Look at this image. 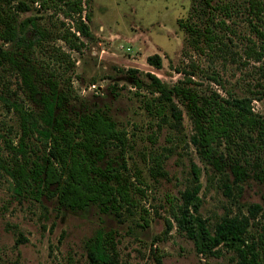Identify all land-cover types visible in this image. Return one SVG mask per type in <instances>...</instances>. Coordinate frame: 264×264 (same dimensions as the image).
I'll use <instances>...</instances> for the list:
<instances>
[{
  "label": "rangeland",
  "instance_id": "rangeland-1",
  "mask_svg": "<svg viewBox=\"0 0 264 264\" xmlns=\"http://www.w3.org/2000/svg\"><path fill=\"white\" fill-rule=\"evenodd\" d=\"M18 1L28 7L18 13L19 19L37 16L38 23L47 24L55 17L52 11L56 0H12V3ZM244 2L211 1L212 6L224 3L229 6L230 17L225 18V23L232 33L226 34L224 40L226 47L235 53L234 62L230 55L224 59L215 57L210 62L211 52L204 48L202 38L196 47L203 50L193 49L187 34L179 27L178 21H188L202 30L207 9L203 0H91L88 25L94 38L80 54L68 51L60 41H49L68 51L74 61L70 75L75 97L71 103L82 109L96 101L116 127L126 131L128 149L123 152L109 149L106 159L114 166L124 161L126 169L122 175L130 182L134 204L123 205L117 212H104L96 205L84 211L57 208L53 200L15 194L9 178L0 169V264H86L84 242L98 229L112 232L122 264H157L156 259L161 264H237L234 253L224 245L217 247L216 254L199 253L173 222L168 230L166 220L171 221V206L180 203V192L192 186L193 169L198 171L200 185L199 213L209 228L222 216L246 214L249 203L264 208V182L249 176L234 185L228 168L225 175L216 173L200 159L191 144V123L181 104L177 103L181 109L180 124L173 126L170 118L162 122L148 117L140 99L149 96L145 73L172 84L182 78L178 71L188 69L192 59L200 68L191 78L195 90L205 93L210 87L223 94L218 85L207 79V74L215 70L227 91L251 97L253 111L264 116L261 76L264 63L251 60L242 63L243 37L251 36L243 13ZM212 13L215 20L226 17L221 10ZM8 46L0 41V48ZM154 53L160 56L158 69L145 61ZM37 55L47 60L49 57L46 50ZM0 75L8 85L9 93L5 94L9 99L22 97L16 89L14 74L0 71ZM136 80L140 81V87ZM91 82L99 92L89 86ZM13 92L17 94L12 96ZM16 132L15 114L0 102V135L15 141ZM35 149L38 151L37 143ZM149 154L160 156L163 176L151 175L153 162L147 158ZM257 156L259 161L251 168L264 176L261 170L264 152ZM0 157L7 158L1 138ZM223 182L230 185V195L223 193ZM248 230L252 239L256 240L260 233L264 238V212L250 220Z\"/></svg>",
  "mask_w": 264,
  "mask_h": 264
},
{
  "label": "trees",
  "instance_id": "trees-1",
  "mask_svg": "<svg viewBox=\"0 0 264 264\" xmlns=\"http://www.w3.org/2000/svg\"><path fill=\"white\" fill-rule=\"evenodd\" d=\"M90 1L56 0L54 19L42 24L37 22V16L19 19L18 13L28 9L24 3L0 0V41L9 44L0 48V71L14 74L16 89L22 95L18 100L9 99L5 94L9 93L8 85L0 75V102L17 118L16 140L0 135L7 152L6 159L0 157V169L17 195L27 193L34 200L41 197L53 200L57 208L69 211H84L96 205L101 211L117 212L119 207L133 205L134 201L129 192L130 182L122 175L126 169L124 161L114 166L106 154L112 148L126 151L127 133L116 127L96 101L82 109L71 103L75 97L70 75L74 61L68 51L80 54L94 38L88 25ZM211 1L203 0L207 9L202 30L188 21H178L179 27L187 34L193 49L203 50L196 47L202 38L204 48L211 52L210 62L227 55L234 62L235 53L226 47L224 40L226 34L232 33L225 23V18L230 17L229 6L226 3L212 6ZM213 10H221L226 17L215 20ZM243 13L251 36L243 37L242 63L251 60L263 64L264 0H245ZM50 40L62 42L68 51L49 43ZM42 50L48 52V60L37 55ZM145 61L157 69L161 66L156 53L148 55ZM187 67L178 71L182 78L172 84L145 73L149 96L140 99L145 114L162 122L170 118L173 126H178L182 118L178 104H181L191 123L189 140L205 164L221 175L228 168L234 185L249 176L264 182V176L251 168L259 161L258 153L264 152V116L253 111L251 97L227 91L215 70L207 74V79L218 85L223 94L210 87L205 93L195 90L191 78L200 68L192 59ZM135 84L140 87L139 80ZM147 158L153 162L151 175L163 176L160 156L149 154ZM192 178V186L180 192V203L171 206L167 229L173 222L199 253L216 254L217 247L224 245L234 253L237 264H264L263 233L254 240L248 230L250 220L259 212L263 214L264 208L249 203L246 214L222 216L209 228L199 213L197 170H192ZM221 186L223 193L230 195V185L223 182ZM84 250L86 264H122L111 231L96 230L85 240ZM156 262L161 264L159 259Z\"/></svg>",
  "mask_w": 264,
  "mask_h": 264
},
{
  "label": "built area",
  "instance_id": "built-area-1",
  "mask_svg": "<svg viewBox=\"0 0 264 264\" xmlns=\"http://www.w3.org/2000/svg\"><path fill=\"white\" fill-rule=\"evenodd\" d=\"M89 86L94 89V92H99V89L97 87H95L94 84H91Z\"/></svg>",
  "mask_w": 264,
  "mask_h": 264
}]
</instances>
